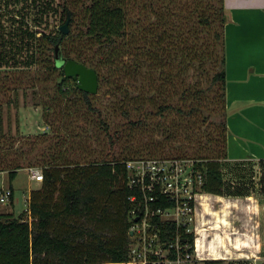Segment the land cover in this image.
<instances>
[{"label": "trees", "instance_id": "obj_1", "mask_svg": "<svg viewBox=\"0 0 264 264\" xmlns=\"http://www.w3.org/2000/svg\"><path fill=\"white\" fill-rule=\"evenodd\" d=\"M56 12L68 21L67 33L31 30L25 19L26 27L19 22L10 36L0 22V172L10 182L26 167L43 175L29 196L32 221L0 212V264H125L130 211L145 196H153L154 209L174 206L157 186L151 192L130 186L127 164L166 146L176 148L170 157L192 160L195 192L249 195L230 190L223 172L229 161L224 0H59ZM58 58L95 69L98 93L65 78ZM190 67L192 82L185 77ZM24 74L30 78L23 86ZM109 93L107 106L102 95ZM208 100L218 105L215 111ZM27 105L41 109L49 131L18 137L16 128L13 136L4 126L8 107ZM144 136L149 142L139 145ZM259 166L264 192V159ZM100 190L107 200L97 212ZM84 218L96 220L94 228H85ZM156 222L163 241L178 235L194 251L186 227Z\"/></svg>", "mask_w": 264, "mask_h": 264}, {"label": "rangeland", "instance_id": "obj_2", "mask_svg": "<svg viewBox=\"0 0 264 264\" xmlns=\"http://www.w3.org/2000/svg\"><path fill=\"white\" fill-rule=\"evenodd\" d=\"M38 1L40 2V4H36L35 2L32 3V0H0V22L2 24L3 30L5 29V31H8L7 35L12 36L14 34L12 29L19 25V22L22 23L23 27H26L25 23L23 22L25 21V19H27L28 21L27 26L30 27L31 30L35 31H55L65 23L59 20V15L56 12L57 2L59 0ZM30 7L32 9L31 11H29ZM32 7L40 8L39 11H37V8L35 9ZM36 70L39 74L47 76L45 70H43V67H38L36 68ZM36 70H33V72L36 73ZM185 77L188 82H192L194 80V78L196 77V72L194 71L193 67H190ZM29 78L30 76H28L27 74L20 76L18 84L21 83V85L24 86L27 82H29ZM35 82L36 88L39 89L42 85V82L38 79H36ZM47 84H50V82ZM13 96L14 95L12 93L9 95V97L11 98ZM111 99L112 95L110 93L102 95V103L104 105L108 106ZM207 103L209 109H212L214 111L217 109L218 105L215 102L209 101ZM18 108V111H16L14 110V108L8 107L4 112V126L7 128V124L10 125L12 135L15 133V128L17 129L18 134H16V136L18 137L25 136L27 134L43 133L44 131H49V127L45 125L42 121V111L40 108L33 107L31 105H27L25 107L19 106ZM154 136L155 138H158L160 135L154 134ZM133 139L135 141H139V135H136L135 137H133ZM148 142L149 141H147L144 136V140L140 141L139 145H143L144 143ZM174 149H176L174 148V146H166L161 151L145 153L143 160L136 159L131 162H133V165L135 166L138 165L140 174H143L146 171H149L151 173L161 171L166 172L170 176L187 177L189 175L188 171L190 172L191 162H189V159H179L174 158V156L170 157ZM177 150L181 151L180 148ZM186 150L188 151V154H191V152H195L197 149L196 147H194L191 149L186 148ZM135 151L138 152L139 149L136 147ZM130 155L132 156V154ZM139 160L143 162H140ZM33 168L39 169L38 167ZM223 172L226 176L227 182L230 181V187L233 186V188H230V190L234 192L243 191L249 193V198L247 200H243V202L246 204H242V200H239L237 204L233 205V207H231L229 210L222 208V204L213 203L211 205V210H216L217 212L219 210L221 213L218 212V214H220L222 218L224 215H228V217L232 221V229H230V225H228L226 226L227 228H217V231L222 235L224 245L227 244L228 247L232 245L235 246V248H241V232H238L234 228L238 227L239 229V227L241 226L242 216H245L248 213L251 239L249 248H251V251H249L248 254H245V256H247V259L241 260H245L246 263L250 262L249 264H264V192L261 191L262 188L260 185L261 170L259 166V161L254 159H246V161H244V164L239 166H237L236 163L232 161H228L223 168ZM29 174H33V172L29 170ZM130 175H132V172L129 171V177ZM11 184L14 187V197H12V199L10 198V201H0V212L6 214L13 213L15 216L24 214L26 221H32V218L29 217L27 211L30 200V192L34 189L40 188L42 182L30 179L28 177V172H25L24 170L19 171L17 176L12 180V182L8 181V172H0V188H9ZM189 189L191 190V188ZM101 192V190L96 192V196L100 198V204L98 205L97 212H99L103 207H105V204L103 203L107 200V197H105L104 194H102ZM197 197L198 196L196 195V199H194V212L200 211L198 204L199 199H197ZM229 197L240 198V196H228L227 198ZM222 201L228 203L227 201ZM116 211V208L109 207V213H111V215H115ZM194 212L191 216L183 215L184 217L179 216L178 219H180L181 224L186 225L189 234H193L195 242V238H198V235L194 231V227H197ZM208 221L209 222H206V224H202L200 227L201 229L204 227L205 231H207V236L204 234L202 235V238L207 237V239L205 240L203 248L204 250L202 254H200L199 251L195 249V245L193 244L194 251L191 252L192 258L188 263L185 264H205L203 261L199 262V257L201 255V257L204 258H212L213 252H211V249H209L211 244H213L212 247L214 248L215 253H218L220 251L221 248L214 246L217 244L213 242L214 238L218 235L213 228L215 223L212 221V219H208ZM82 222H84L85 228L87 229L94 228L96 224V220L92 221V219L90 218H84ZM224 224H226V222H224ZM215 226L217 227L219 225L215 224ZM130 231L132 234H130V243L128 247H133L137 243L140 233L136 232L137 229L135 224H132L130 226L129 232ZM232 232H235V236L230 235ZM99 252L101 255L102 252ZM100 255L98 254V256ZM223 255L227 257L225 252ZM234 256L237 255H228V257L231 258H233ZM254 257L257 260H253ZM235 261L237 262V260L235 259H230L227 261L220 260V262H215L212 264H237L235 263Z\"/></svg>", "mask_w": 264, "mask_h": 264}, {"label": "crops", "instance_id": "obj_3", "mask_svg": "<svg viewBox=\"0 0 264 264\" xmlns=\"http://www.w3.org/2000/svg\"><path fill=\"white\" fill-rule=\"evenodd\" d=\"M224 8L226 11L224 44L226 47L227 157L232 162L246 161V159L259 161L264 159V0H224ZM21 170L27 171L29 177V168L19 171ZM9 187L12 188L14 197V187L12 184ZM196 194L200 209L198 212L195 211L194 215L198 235L196 250L200 254L204 250L207 237L202 238V235L207 236V231L204 227L202 229L200 227L209 222L208 219H212L216 225H219L216 227L214 224L213 228L218 235L213 242L217 244L214 246L221 248L218 253H215L211 244L209 249L213 252L212 258H204L200 255L199 262L235 259L237 264H249L250 262L241 260L247 259L245 254L251 251L248 213L242 216L239 229L234 228L241 232V249L224 245L223 237L217 228H227L226 226L230 225L229 228L232 229V221L228 215L222 218L218 214L219 210L218 212L211 210L213 203L222 204V208L227 210L236 205L239 200H242V204H246L243 200H247L248 195L227 198L212 193L198 192ZM230 235L235 236V232ZM224 252L227 257L223 255ZM230 254L237 256L228 257ZM255 257L253 260H257Z\"/></svg>", "mask_w": 264, "mask_h": 264}, {"label": "built area", "instance_id": "obj_4", "mask_svg": "<svg viewBox=\"0 0 264 264\" xmlns=\"http://www.w3.org/2000/svg\"><path fill=\"white\" fill-rule=\"evenodd\" d=\"M140 161V160H139ZM138 161V162H139ZM143 162V161H140ZM192 165V160H190ZM133 162H128L127 168L132 175H130V186H138L143 192H151L155 187H159L160 193L166 195L174 202L172 208H152L148 201H153V196H145V203L141 204L140 207L133 208L130 211L131 218L133 219V224L136 225L138 233L137 243L133 247H128L129 259L126 264H185L188 263L191 258V252H189L190 246L188 244H182L183 241L178 235L174 242L163 241L160 238V232L158 227V222L156 218H159L160 221L166 222H175L178 226H184L185 224L180 223L179 216L184 217L183 215L191 216L194 212L195 205L194 199H196L195 192V176L194 171L190 168L188 171L187 177H178L170 176L166 172L157 171L151 173L146 171L143 174H140L138 165H133ZM192 167V166H191ZM29 170L33 174H29L30 179L42 182L43 175L42 171L30 167ZM191 188V190L189 189ZM12 191L9 188H0V201H10ZM135 201V197L130 199ZM195 213V212H194ZM138 217V221L135 222V219ZM187 230V228L185 229ZM195 233L196 228L194 227ZM133 232V229H132ZM196 240L193 242L196 249Z\"/></svg>", "mask_w": 264, "mask_h": 264}, {"label": "water", "instance_id": "obj_5", "mask_svg": "<svg viewBox=\"0 0 264 264\" xmlns=\"http://www.w3.org/2000/svg\"><path fill=\"white\" fill-rule=\"evenodd\" d=\"M68 21H66L62 26L59 27V30L63 33H67ZM59 66H62L64 70V76L67 79H72L76 82L77 88L88 92L90 94L96 95L98 93V74L95 69L89 68L81 62H76L75 60H62L57 59ZM138 221V217L135 219V222ZM130 234L131 231L129 232Z\"/></svg>", "mask_w": 264, "mask_h": 264}]
</instances>
